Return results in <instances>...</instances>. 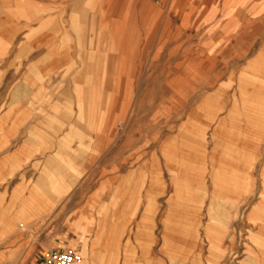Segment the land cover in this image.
Wrapping results in <instances>:
<instances>
[{
    "label": "rangeland",
    "instance_id": "rangeland-1",
    "mask_svg": "<svg viewBox=\"0 0 264 264\" xmlns=\"http://www.w3.org/2000/svg\"><path fill=\"white\" fill-rule=\"evenodd\" d=\"M119 3L128 7L130 1ZM154 23L157 20L152 27ZM151 35L153 39L157 32L152 30ZM189 43L183 41L177 61L180 58L182 63L165 65L158 62L159 48L154 39L152 62L134 65L136 78L119 82L120 87L134 90L135 94L120 96L114 112L108 110L110 97H104L98 120L95 122L94 114L88 117L97 126L88 128L86 136L74 128L68 129L70 136L58 134L53 128H40L37 134H26L36 142L28 145L26 152L0 154V264H41L47 251L62 239L60 231L53 230L54 221L62 219L68 224L74 219L75 223L78 219L85 222L86 217L92 220L101 211L102 202L126 199L132 188L136 199L147 200L141 216L149 225L145 234L149 262L145 264H171L169 255L161 251L162 224L167 230L182 229L197 238L193 252L201 254L200 264H204L211 243L225 250L218 264H264V247H259L262 241L252 240L256 227L264 224L256 220L259 211H252L256 207V190L264 187L260 160L264 154V112L253 109L255 103L264 102L260 96L242 95L243 89H232L235 84V88L239 86L238 77L245 76L238 70L239 63L232 65L235 71L225 84L219 78L223 76L221 72L218 79H204L206 74L190 62ZM159 67L163 75L168 73L166 79L159 78ZM253 70L249 74H254ZM197 72L200 78H192ZM142 73L144 78L140 77ZM176 74L182 79H176ZM242 83L245 85L246 80ZM251 86L252 91L258 88L255 81ZM224 91L238 94L227 95ZM86 98L90 100L88 109L94 110V97ZM77 109L82 119V103H77ZM242 115L258 119L261 127L246 126ZM74 139L78 143H72ZM227 143L243 150L229 154L221 149ZM4 146L0 144V148ZM26 155L33 158H24ZM235 156L243 159L238 161ZM241 161L242 166L246 161L251 168L245 171ZM236 162H240L239 166ZM32 191L38 192L39 199L30 200ZM258 195L264 198L261 192ZM175 201L197 214L192 224L185 223L187 216L175 210L171 204ZM42 203L52 205L41 208ZM206 225H211L210 233L219 230L221 237L206 235ZM172 238L174 244L176 239ZM180 244L186 252L187 242L180 240ZM93 246L94 243L92 256ZM61 247L76 249L75 242ZM250 248L255 254L249 252ZM157 250L165 260H156ZM80 255L81 264L86 256Z\"/></svg>",
    "mask_w": 264,
    "mask_h": 264
},
{
    "label": "crops",
    "instance_id": "crops-1",
    "mask_svg": "<svg viewBox=\"0 0 264 264\" xmlns=\"http://www.w3.org/2000/svg\"><path fill=\"white\" fill-rule=\"evenodd\" d=\"M119 1L0 0V144H6L0 154L26 152L36 143L26 134H37L40 128H53L64 136L74 128L86 136L88 128L97 126L88 117L94 114L98 120L104 97H110L108 110L114 112L120 96L135 94L119 82L136 78L134 65L152 62L154 39L158 62L165 65L182 63L178 57L183 41L189 40L190 62L207 80L218 79L221 72L225 84L235 71L232 65L241 64L238 70L246 77L240 75L239 86L232 89H243L242 95L260 96L264 102V0H129L128 7ZM152 30L157 32L153 39ZM252 70L254 74H249ZM198 72L192 78H200ZM167 74L159 67V78L166 79ZM254 81L256 91L251 88ZM92 96L94 110L88 109L86 98ZM254 106L253 110L264 112V103ZM262 165L261 161V173ZM262 188L256 190L255 206L261 202L264 207V198L258 195L264 193ZM39 197L36 191L30 194L32 201ZM146 203L135 198L132 188L126 199L102 202L92 220L86 217L85 222L74 219L68 224L56 220L53 230L60 231L62 239L52 248L75 242L77 251L86 256L81 264H145L149 225L141 216ZM158 210L157 203L155 215ZM155 252L156 260H165Z\"/></svg>",
    "mask_w": 264,
    "mask_h": 264
},
{
    "label": "bare ground",
    "instance_id": "bare-ground-1",
    "mask_svg": "<svg viewBox=\"0 0 264 264\" xmlns=\"http://www.w3.org/2000/svg\"><path fill=\"white\" fill-rule=\"evenodd\" d=\"M232 111H234V110H232ZM237 113V112H236ZM238 115H239V113H237ZM241 116V115H240ZM242 117H243V121L246 123V126H248V127H251V126H260V124H258V122L257 121H259L258 119H254L253 117H250V116H248V115H242ZM232 127V126H231ZM261 127V126H260ZM233 134V133H232ZM229 136V135H228ZM229 138V137H228ZM233 139H234V137H233ZM236 139H234V141H235ZM230 141V140H229ZM226 142H228V140H226ZM214 145L217 147V148H219L218 146H219V144H218V142L217 141H214ZM242 143H244V141L242 142ZM243 148V147H242ZM222 150H224V151H226V152H228L229 154H231V153H237V152H239L240 150H243V149H239L238 147H236V145L234 146V145H232V144H230V143H227V144H224L223 145V147L221 148ZM216 156V155H215ZM221 156V155H220ZM220 156H218V157H220ZM232 156H233V154H232ZM202 157V156H201ZM211 158H215L213 155H211L210 156ZM223 158V157H222ZM240 158V157H239ZM239 158H237L236 156L234 157V159H236V160H238ZM241 159H243V158H240V160ZM222 160V159H221ZM240 160H238V161H240ZM249 160V159H248ZM261 161H262V164H264V158H261L260 159ZM227 161V160H226ZM233 161V160H232ZM231 161V162H232ZM202 162V161H201ZM235 162V161H234ZM256 162V161H255ZM203 163V162H202ZM237 163V162H236ZM240 163V162H239ZM239 163H237L238 164V166H239ZM241 163H242V161H241ZM246 161H245V165L244 166H242L243 165V163L241 164V166L242 167H244V170L245 171H248L247 169H249V167L251 166H246ZM204 164V163H203ZM194 165V164H193ZM186 166V165H185ZM211 166L213 167V166H215L214 164H212L211 163ZM229 166V165H228ZM240 166V167H241ZM189 167H191V166H189ZM253 167V166H252ZM203 168V167H202ZM202 168H200V169H202ZM251 168V167H250ZM189 169V168H188ZM240 170H242V169H240ZM262 170H264V165H262ZM226 171V170H225ZM244 171V172H245ZM187 175V174H186ZM246 179V178H245ZM198 187H200V185H197ZM197 186H196V188H197ZM191 187V186H190ZM195 188V187H194ZM193 188V189H194ZM262 189H264V188H262ZM186 190V189H185ZM262 196H264V193H262L261 194ZM177 196V195H176ZM221 197V196H220ZM217 198V197H216ZM212 199H214V198H212ZM177 201V200H176ZM176 201H175V203H176ZM180 203V202H179ZM172 205H174L175 206V210L177 211V212H179V213H181V214H185V216H187V217H185V218H187V219H185L186 220V222L185 223H191L192 221H193V219L194 218H196V216H197V214H195V212H194V210H193V212H192V210L189 208V207H186V206H183V205H177V203L176 204H173V203H171ZM259 205H261L260 203H259ZM259 205H257L252 211H255V212H257L258 213V211H259V213H258V218L256 219L258 222H262V223H264V208H261ZM171 209H173V208H171ZM251 211V213H253ZM198 212V211H197ZM195 215V217H194V215ZM169 214V213H168ZM166 215H167V213H166ZM177 215V214H176ZM182 215V216H183ZM250 215H252V214H250ZM169 217V216H168ZM177 217H179V216H177ZM164 218V217H163ZM170 218H172V217H170ZM177 219H179V218H177ZM166 221V220H165ZM183 222V223H184ZM194 222V221H193ZM196 222V221H195ZM192 224V223H191ZM194 225H195V223H193ZM170 225V224H169ZM210 227H211V225H206V227L204 228V230H205V234L206 235H209V237H213V238H219V237H221L220 236V231L218 230V232L215 234V233H210ZM215 227H216V225H215ZM175 228V227H174ZM161 229H163V234H162V244H161V251H162V253L163 254H165V256H167V255H169V256H167V259H168V262H170L171 264H194V262L196 261V263L195 264H200L201 263V254L199 253V255H198V252L196 253V254H194V250H196L194 247H193V244H195V240L194 239H196V241H198L197 240V238H195L194 237V235H192L191 233H189V232H185V231H183L182 229H177V228H175V229H168L167 230V227H166V225L165 224H162V227H161ZM193 230H195V229H193ZM199 230V229H198ZM214 231H217V230H214ZM199 232V231H198ZM221 233H223V232H221ZM253 236L252 237H254V238H252V240H257L256 238H259V239H261V244H260V246L259 247H264V224H261V225H259L258 227H256V230H255V233H253L252 234ZM172 236H174L173 238H172ZM251 237V236H250ZM170 238H172L173 240H174V238L176 239V242L173 244V242H172V240L170 239ZM199 238V237H198ZM180 240L181 241H186L187 242V245H188V248H190L191 246L193 247V248H190V249H186V252L184 251V249L182 248V246H181V244H180ZM198 243V242H197ZM180 244V245H179ZM189 245H191V246H189ZM178 246H180V247H178ZM248 248L246 247L245 248V250H247ZM190 252V254L188 253V251ZM198 250V249H197ZM201 251V250H200ZM174 252V253H173ZM249 252L251 253V254H255V252L250 248L249 249ZM222 253V254H221ZM150 254H152V253H150ZM194 254V255H193ZM225 254V250H224V248H222L220 245L219 246H217L216 244H214V243H211L210 245H208V256L207 257H205V259H204V264H218V260L220 259V257L222 256V255H224ZM256 254H259L258 252H256ZM173 257V258H172Z\"/></svg>",
    "mask_w": 264,
    "mask_h": 264
},
{
    "label": "built area",
    "instance_id": "built-area-1",
    "mask_svg": "<svg viewBox=\"0 0 264 264\" xmlns=\"http://www.w3.org/2000/svg\"><path fill=\"white\" fill-rule=\"evenodd\" d=\"M82 256L76 249H51L42 258L41 264H80Z\"/></svg>",
    "mask_w": 264,
    "mask_h": 264
}]
</instances>
